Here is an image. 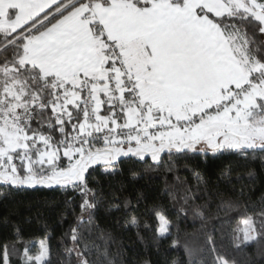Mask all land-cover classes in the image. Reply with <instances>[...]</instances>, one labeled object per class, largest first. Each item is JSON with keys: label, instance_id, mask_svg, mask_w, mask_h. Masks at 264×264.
I'll list each match as a JSON object with an SVG mask.
<instances>
[{"label": "snow or ice", "instance_id": "obj_1", "mask_svg": "<svg viewBox=\"0 0 264 264\" xmlns=\"http://www.w3.org/2000/svg\"><path fill=\"white\" fill-rule=\"evenodd\" d=\"M209 154L264 159V0H0V185L58 191L74 213L79 201L73 247L62 241L78 264H95L82 231L105 202L100 177L111 187L122 158L171 171ZM109 195L107 210L138 228L137 206ZM147 211L166 238L165 211ZM221 211L241 217L244 243L264 237V200L221 199ZM20 239L17 229L11 251L0 247V264ZM22 246L24 264H51L47 234ZM109 255L98 251L115 264Z\"/></svg>", "mask_w": 264, "mask_h": 264}, {"label": "trees", "instance_id": "obj_2", "mask_svg": "<svg viewBox=\"0 0 264 264\" xmlns=\"http://www.w3.org/2000/svg\"><path fill=\"white\" fill-rule=\"evenodd\" d=\"M122 159L123 175L117 176L111 187L108 180L100 177L105 202L95 213L92 230L85 226L82 231L80 247L88 245L95 264H108L98 251H107L108 259H114L115 264H216L217 254L228 264H264V237L257 235L244 243L242 233L237 231L243 227L241 217L218 213L221 199L260 206L264 200V159L209 154L181 161L171 171L170 161L156 166L149 157L147 164L134 157ZM184 163L195 167L206 183L197 186ZM226 169L231 173L228 178L222 176ZM130 170L135 171L134 178ZM0 192V247L8 243L11 248L17 229L21 236L16 241L17 250L22 249L21 244L37 242L47 234L51 264H78V257L66 251L62 241L67 248L73 247L66 233L77 221L79 201L74 213L58 191L37 188L9 193L0 185ZM110 192H115L121 202L127 199L137 206L138 228L124 226L123 211L107 210ZM198 206L205 209L203 218L196 211ZM153 207L164 210L169 218L170 234L166 238L155 232V213L147 211ZM145 223L152 227L145 228ZM11 259L12 264H24L19 256L12 255Z\"/></svg>", "mask_w": 264, "mask_h": 264}, {"label": "rangeland", "instance_id": "obj_3", "mask_svg": "<svg viewBox=\"0 0 264 264\" xmlns=\"http://www.w3.org/2000/svg\"><path fill=\"white\" fill-rule=\"evenodd\" d=\"M33 243L36 244V247H37V249H38L39 241H37V242H33ZM21 245H24V243L21 244ZM11 247H12V246H11ZM9 250L11 251V248H9ZM13 255L19 256V257H21V258L24 260V247H22L21 250L18 249V250L15 252V254H13Z\"/></svg>", "mask_w": 264, "mask_h": 264}]
</instances>
